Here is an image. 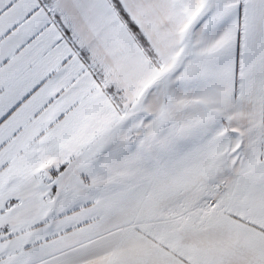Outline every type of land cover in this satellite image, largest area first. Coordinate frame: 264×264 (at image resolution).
<instances>
[{
    "label": "snow or ice",
    "instance_id": "6c2138e0",
    "mask_svg": "<svg viewBox=\"0 0 264 264\" xmlns=\"http://www.w3.org/2000/svg\"><path fill=\"white\" fill-rule=\"evenodd\" d=\"M0 264H264V0H0Z\"/></svg>",
    "mask_w": 264,
    "mask_h": 264
}]
</instances>
